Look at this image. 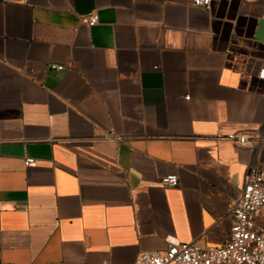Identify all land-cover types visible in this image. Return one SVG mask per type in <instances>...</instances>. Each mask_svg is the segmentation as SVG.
Returning a JSON list of instances; mask_svg holds the SVG:
<instances>
[{
	"label": "crops",
	"instance_id": "obj_1",
	"mask_svg": "<svg viewBox=\"0 0 264 264\" xmlns=\"http://www.w3.org/2000/svg\"><path fill=\"white\" fill-rule=\"evenodd\" d=\"M263 71L264 0H0V264L221 246Z\"/></svg>",
	"mask_w": 264,
	"mask_h": 264
},
{
	"label": "built area",
	"instance_id": "obj_2",
	"mask_svg": "<svg viewBox=\"0 0 264 264\" xmlns=\"http://www.w3.org/2000/svg\"><path fill=\"white\" fill-rule=\"evenodd\" d=\"M192 6L209 10L212 0H189ZM89 26L99 22V15L92 13L83 18ZM63 69V66H53ZM264 76V71L261 74ZM238 146H249L254 151L264 150V130L234 133L227 137ZM122 141L124 138L118 136ZM26 165L35 164L33 158H26ZM161 184L175 187L179 184L176 174L161 178ZM264 209V167L258 162L251 163L246 172L245 184L232 205L231 230L219 247H201L197 240L182 242L177 238L168 239L165 250L142 252L134 264H264V229L257 220ZM103 264H109L104 261Z\"/></svg>",
	"mask_w": 264,
	"mask_h": 264
}]
</instances>
